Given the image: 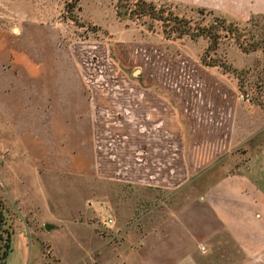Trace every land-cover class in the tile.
Here are the masks:
<instances>
[{
	"label": "crops",
	"instance_id": "obj_1",
	"mask_svg": "<svg viewBox=\"0 0 264 264\" xmlns=\"http://www.w3.org/2000/svg\"><path fill=\"white\" fill-rule=\"evenodd\" d=\"M169 1L239 17L264 14V0ZM115 51L117 64L108 61L107 71L99 66L94 74L40 75L32 63L21 74L16 58L0 72L7 219L27 213L26 198L52 209L43 173L173 191L235 155L225 173L154 225L115 241L113 258H103L106 242L94 228L77 239L90 243L80 257L84 264H264V109H249L232 81L187 53L171 54L155 42ZM21 243L26 248L24 233Z\"/></svg>",
	"mask_w": 264,
	"mask_h": 264
},
{
	"label": "rangeland",
	"instance_id": "obj_2",
	"mask_svg": "<svg viewBox=\"0 0 264 264\" xmlns=\"http://www.w3.org/2000/svg\"><path fill=\"white\" fill-rule=\"evenodd\" d=\"M67 1L71 0H0V72L10 70V61L16 58L21 61V74L30 63L40 75L94 74L99 66L107 71L108 61L117 64V47L155 42L171 54L187 53L198 59L232 81L249 109H264V14L239 17L196 4L146 0L160 17L167 18L163 21L130 12L138 0H78L72 10L65 7ZM117 5L120 15L115 11ZM175 16L187 23L190 33L205 27L213 38L206 33L179 35L173 30L180 22L174 21ZM126 74H132V67ZM237 159L226 155L202 178L173 191L76 174L43 173L52 209L44 207V202L33 204L30 198L22 201L27 213L22 216L17 212L14 223L7 219L6 229L13 230V239L4 264H84L80 255L90 243L81 246L77 239L90 237V228L106 242L100 253L108 261L114 256L115 241L154 225L209 180L225 173ZM33 189L36 197L30 194L37 200L42 194L36 186ZM109 217L112 222H107ZM49 222L59 224L49 229ZM23 233L26 248L21 243ZM3 235L5 238L7 233ZM4 247L2 241L0 263ZM88 251L93 256V247Z\"/></svg>",
	"mask_w": 264,
	"mask_h": 264
},
{
	"label": "trees",
	"instance_id": "obj_3",
	"mask_svg": "<svg viewBox=\"0 0 264 264\" xmlns=\"http://www.w3.org/2000/svg\"><path fill=\"white\" fill-rule=\"evenodd\" d=\"M77 1L78 0H71V1H67L66 4H65V7L68 9V10H72L75 6H77ZM136 7L135 8H131L130 9V12H133V13H136V14H149L151 15L152 17H156V18H161L162 20L163 19H167L165 17H160V14H157L156 11H155V8L153 7L152 3L151 2H147L146 0H138L136 2ZM116 11V14L117 15H120V10L118 9V5H117V9L115 10ZM72 19H74L73 15L70 16ZM164 21V20H163ZM174 21L175 22H178L180 20L177 19V17L175 16L174 17ZM181 22V23H180ZM178 22L177 25H173V30H177L179 32V35H182V34H189L191 37L194 36V34H202V33H206L208 34L209 37L213 38L210 33H208V31L206 30L205 27H201L199 30L198 33H190L189 31V26L187 25L186 22H183L180 21ZM165 30V29H164ZM256 48V46H254L252 49L254 50ZM243 51H247L246 49L242 48ZM8 225V222H7V214H6V209L4 207V204L3 202L0 200V249H1V246H2V241L4 242V249L1 253V256H3L4 258V261L3 263H0V264H4L5 262V258L6 256L8 255V252L10 250V241H11V237H10V234H12L13 230H11L10 232L6 229ZM6 232L7 235L6 237L4 238V235L3 233ZM9 232V233H8Z\"/></svg>",
	"mask_w": 264,
	"mask_h": 264
},
{
	"label": "built area",
	"instance_id": "obj_4",
	"mask_svg": "<svg viewBox=\"0 0 264 264\" xmlns=\"http://www.w3.org/2000/svg\"><path fill=\"white\" fill-rule=\"evenodd\" d=\"M107 222H112V218L109 217V218L107 219Z\"/></svg>",
	"mask_w": 264,
	"mask_h": 264
},
{
	"label": "water",
	"instance_id": "obj_5",
	"mask_svg": "<svg viewBox=\"0 0 264 264\" xmlns=\"http://www.w3.org/2000/svg\"><path fill=\"white\" fill-rule=\"evenodd\" d=\"M47 225H49V224L47 223Z\"/></svg>",
	"mask_w": 264,
	"mask_h": 264
}]
</instances>
